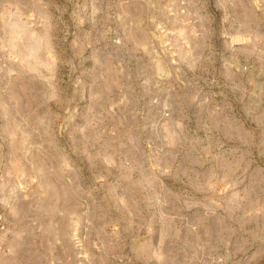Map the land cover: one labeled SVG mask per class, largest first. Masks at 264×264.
<instances>
[{"label":"rangeland","instance_id":"obj_1","mask_svg":"<svg viewBox=\"0 0 264 264\" xmlns=\"http://www.w3.org/2000/svg\"><path fill=\"white\" fill-rule=\"evenodd\" d=\"M0 264H264V0H0Z\"/></svg>","mask_w":264,"mask_h":264}]
</instances>
